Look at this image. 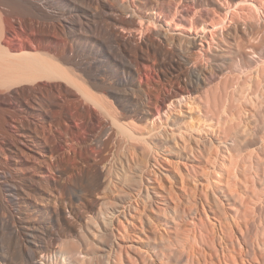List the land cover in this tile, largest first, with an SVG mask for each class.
I'll list each match as a JSON object with an SVG mask.
<instances>
[{"label": "bare ground", "instance_id": "bare-ground-1", "mask_svg": "<svg viewBox=\"0 0 264 264\" xmlns=\"http://www.w3.org/2000/svg\"><path fill=\"white\" fill-rule=\"evenodd\" d=\"M153 1L156 4L151 15L139 13L135 0H0V264H123L125 245L119 242L116 232L124 237L125 228L135 226L134 216L142 217L147 207L164 213L173 203L168 200L165 207L158 206L155 197L161 193L147 185L148 168L156 161L144 147L153 108L202 88L209 65L218 63L225 45L231 43L228 38L237 37L243 25L249 31L260 25L250 20V15L245 23L238 19L240 12L252 9L248 0H183L191 4L188 11H194L190 18L171 13L161 5V0ZM207 8L213 9V13H203ZM210 16L213 18L208 20ZM182 20L189 26L178 23ZM166 45L174 48L166 49ZM235 46L238 49L239 45ZM173 73L174 79L163 82L165 76ZM170 134L163 138L155 136L154 146L174 145V132ZM237 139L235 142H239ZM123 141L129 149L147 156V165L140 166L125 154L112 166L114 145ZM184 158L189 159L187 155ZM226 160L217 159L213 169L225 172L220 171ZM131 166L139 171L135 176L128 175ZM115 180L124 189L135 191L134 195L129 193L116 216L112 205L105 206L99 199ZM229 187L221 194L236 204L232 213L221 212L229 221L228 227L220 221L218 225L231 247L243 251L238 259L218 245L214 249L216 264L255 262L257 252L264 246V227H260L262 232L258 229L263 239L245 247L243 236L239 238L231 227L234 225L241 235L240 223L244 222L251 198L254 204L251 196L256 193L252 194L251 189L252 195L246 196L249 190L242 195L235 186L231 190ZM217 192H204L202 200L207 204L212 201L224 212L225 205ZM195 201V214L188 212L190 225L211 222L206 203ZM262 208L259 215L264 223ZM144 220L151 223L149 217ZM165 223L178 226L175 221ZM96 232L109 236L108 255L101 263L95 259L96 248L86 247L93 243ZM221 237L217 236L222 241ZM59 241L68 243L55 249L54 244ZM171 253L159 255L158 262L147 252L143 255L148 256L146 260L151 264H176L173 255H177ZM186 253L185 261L192 262L195 257Z\"/></svg>", "mask_w": 264, "mask_h": 264}, {"label": "rangeland", "instance_id": "rangeland-1", "mask_svg": "<svg viewBox=\"0 0 264 264\" xmlns=\"http://www.w3.org/2000/svg\"><path fill=\"white\" fill-rule=\"evenodd\" d=\"M135 1L139 8V10H137L139 13L153 15L154 11L152 10V8L156 4L153 0ZM248 1L251 3L250 7L252 9H247L250 12H248L247 10H243L244 12H240V15L242 13L244 15H239L238 19L242 20V23H245L249 19L254 20L256 23L259 22L260 26L253 31H249L247 28L245 29V25H243V27H241V32L237 37L234 36L235 38H228V41L231 43H227L225 45V50L221 57V60L218 59V63L216 62L215 65H209L211 68L204 76L205 83L202 88H198L196 91H192L189 93H183L180 96H175L167 102L160 104L158 107L153 108V116L150 117L147 122L148 131L146 132H148V135H146L147 140L144 147L145 150H148L149 152H147L152 155V157L155 158L156 161L153 162L154 165L152 164V166L148 168L150 169V178L147 185H149L150 190H152V188H155L154 191L160 192L161 195H163H158L157 197H155L158 206L165 207L164 203L168 200H171L173 203L169 204V207L167 206V211H164V213L156 211V208L151 209L147 207L142 213V217L135 218L134 216L132 221L135 226L128 228L126 227L125 229L127 231V234H125L124 237L121 238V235L117 234L116 232L117 237H119V242L125 245L126 254L123 260V264H151L150 261L146 260V257L151 255L152 258L156 259L155 261L158 262L159 260H157V258L159 257V255L162 257V254H168L169 252L177 255H173V261L176 264H186L187 262L190 264H192V262L193 264H204L205 262V264H212L213 261V263L216 264L217 257L214 249L218 247V245H222L223 248H225L224 250H227L226 253L231 252V254L239 259L241 250L243 251V249L234 248V250L229 243V238L227 239L223 235L222 231H220L221 228L219 229L218 225V221H220L224 227H228L229 225V221L225 220L223 217L224 214L227 215L229 213H232V210L234 209L233 204L235 202H232L231 200H228L226 197H224L223 194H221V191H225V189L228 190L227 188L229 187V185L231 186L233 184H235L233 186L236 187V192H240V194L242 195H244L242 192L246 191L248 193L251 189H253V191L251 190L252 194L256 193V195H252L251 191L249 192L250 194L246 195L245 192L246 196H254V204H252V198L249 196L251 198V203H248V205L250 204L249 208L251 207V209H249L248 207L246 208L247 215L245 216V219L243 217L244 220L242 221L244 222L241 221L242 223H240V227H242L238 231H242L241 235L238 234L240 232H237V229L233 225V222L230 220L231 224L233 225L231 229L234 230L232 232L235 233L239 238L243 236L241 241L242 245L245 244L244 247L249 245L251 246L252 244L256 245V243L258 242L257 240H262L264 238L262 236L263 233H259L260 231L262 232L261 225L264 227V223H262L263 216H260L262 215L260 214L262 213L260 211V208L263 207L262 209L264 210V102H262V99L264 98V0ZM160 2L161 5H163L165 8L170 9L171 13H180V17L182 18H190L194 13V11H188V7L190 8L191 4L184 3L183 0H161ZM210 11L212 12L213 9L207 8L203 10V13H208ZM203 18H206V16H203ZM209 18H213V16L208 17V20ZM185 22L186 21L183 20L178 21L179 24L181 23L188 27L189 23ZM261 25H263V27ZM233 40L235 41L232 42ZM235 45H237V47L239 45V47L241 48L238 47L236 51ZM173 48V45H166V49ZM252 49H254L253 54ZM211 50L212 52L214 50V53L216 52V49L214 48H212ZM259 57L261 58L259 59ZM257 72L259 74H257ZM173 75H175V73L165 76L163 78V82L174 79ZM205 113L207 116L205 115ZM218 117H220V120H217ZM206 119H208V121ZM152 130H154V132H152ZM179 130L182 131L180 134H178ZM158 132L161 134H159ZM171 132H174V138L176 139L174 145L171 143V147L162 146V148L160 145H158L157 147L154 146L155 141H157L154 139L155 136L156 138H163L165 135H171ZM233 138L234 142L237 138L238 139L236 141L239 140V142H235V144L234 142H232ZM208 139H212V142L209 143ZM150 140H153V144ZM230 144H232V147L230 146ZM234 144L235 148L233 147ZM237 146L238 148H236ZM226 147L230 149L227 150ZM194 149L198 150V152ZM113 152V158L110 159V163L112 166H116L119 160L122 159L123 155L125 154L130 155V157H132L131 159H133V162H137L138 164H140V166H142L143 164L147 165V156L140 153V151L138 150L129 149L126 142L124 141L120 144H117L116 146L114 145ZM191 153L193 155H191ZM186 155L189 157V159L184 158ZM221 157L227 159V162H225L224 167L220 171H225L222 172V174L224 175L219 173V171L213 169V164L217 163V159ZM233 164L237 166L235 167ZM190 165H193L194 167L192 168L190 167ZM133 166L130 167V172L128 173L129 176H135V174H138L139 172L136 171V167ZM230 167L232 168V171ZM226 169L228 170L226 171ZM210 170L213 172H211ZM153 171H155L156 173L154 174ZM214 172L215 175H213ZM231 172L233 173V175L230 174ZM229 175L231 176L229 177ZM257 176H259L260 179L262 177L263 180H259V177ZM236 177L238 179H236ZM249 177H251L252 179ZM210 179L214 182H212ZM249 180L252 181L251 183L256 188H254L251 183H248L250 182ZM207 181L209 182V185ZM260 181H263V184ZM259 183L261 184V186L259 185ZM225 186H227V188ZM121 187V184L117 183V181H113V187H111L110 190H106L105 192H103L101 194L102 196L99 197L100 200L104 201L105 206L107 205L111 207L112 205V210L115 216L118 215V212L123 209V206L126 203L127 198L129 197L128 195H130L131 193L132 195L135 194V191H128V189L126 190ZM232 187H229V189H232ZM243 188L250 189L244 190ZM212 189L216 192L218 191L217 194L219 195V197H221L223 205H225L224 212L220 210V207H215L216 204H213V202L209 199L208 200L210 202L207 200L208 204L207 202H205V200H202V195L204 194L203 196H205V193L209 194L211 191H213ZM234 191L235 188H233L232 193H235ZM198 194H200L201 196ZM51 195L55 196V193L51 192ZM208 197L210 196L208 195ZM257 197H259L260 199L258 198L259 200H257ZM188 198L190 201H187ZM192 199L194 201L195 199H197L198 203L200 200L204 201V204L206 203L204 207L211 222H206L205 220V222L203 221V226H191L192 223L189 222L190 219L188 218V215H194V212L196 211V208L194 207H197L194 205V203L196 204V201L194 202ZM189 202L192 203L189 204ZM207 205L210 207H208ZM217 208L219 209L217 210ZM211 210L214 212L212 213ZM189 211L191 212V214H189ZM221 212L224 214H222ZM134 215L137 214L134 213ZM146 217H149L151 219L150 224H147L145 222L144 219ZM121 220L123 219L121 218ZM171 221H175L176 224L178 222V226L171 227V223H165ZM98 223H100V221H98ZM115 225L118 226L117 223H115ZM126 225L128 226L127 223ZM141 225L142 227H140ZM191 228H193L194 230ZM255 228L257 229V231ZM176 229H180L181 231ZM225 230H228L229 232L228 228H225ZM176 231L178 232V234ZM218 231H220L222 234H219ZM96 233L97 234H95L93 243L86 247L96 248L97 258L95 259H97L98 261H95L101 263L102 259L106 255H108V250L106 247L109 244V236L99 232ZM199 234L200 236H204L200 237ZM218 235L220 237L222 236V241L219 240L220 238H217ZM185 238L188 241L185 240ZM244 241L245 243H243ZM186 242H190L191 244ZM66 243L68 242H56L54 244V248L56 247L55 249H60L61 246L65 247ZM213 243L214 245H216L215 247H213ZM183 248H185V251L188 254L192 255V257H195L192 258L194 260L191 259L192 262L185 261L187 255L185 256L186 252L182 250ZM260 248L261 251L257 252L259 256L257 255L255 262L249 260L247 264H264V258H262V256L264 255V246ZM172 249L174 251L177 250L178 253H174ZM188 251H190L191 253H189ZM143 252L149 253L148 256H144ZM259 252L263 255L259 254ZM192 253L195 255H193ZM197 254H200L201 256ZM260 256L263 260H260ZM261 261L263 263H261ZM238 262H240V260Z\"/></svg>", "mask_w": 264, "mask_h": 264}]
</instances>
